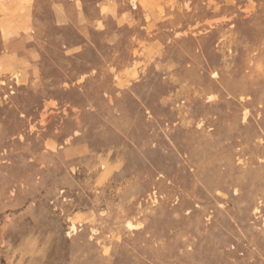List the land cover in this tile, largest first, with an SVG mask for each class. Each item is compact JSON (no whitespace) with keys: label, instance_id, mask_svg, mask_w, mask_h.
Masks as SVG:
<instances>
[{"label":"rangeland","instance_id":"obj_1","mask_svg":"<svg viewBox=\"0 0 264 264\" xmlns=\"http://www.w3.org/2000/svg\"><path fill=\"white\" fill-rule=\"evenodd\" d=\"M0 264H264V0H0Z\"/></svg>","mask_w":264,"mask_h":264},{"label":"bare ground","instance_id":"obj_2","mask_svg":"<svg viewBox=\"0 0 264 264\" xmlns=\"http://www.w3.org/2000/svg\"><path fill=\"white\" fill-rule=\"evenodd\" d=\"M8 22V21H7ZM10 23V22H9ZM8 30V29H7ZM120 77V76H119ZM128 226L130 227V229H132L134 226H135V224H133L132 222H128ZM72 231H76L77 230V227H76V225L75 224H72Z\"/></svg>","mask_w":264,"mask_h":264}]
</instances>
